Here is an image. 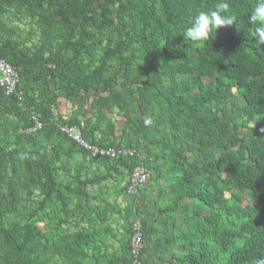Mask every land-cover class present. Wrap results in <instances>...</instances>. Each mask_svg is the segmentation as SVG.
<instances>
[{
    "label": "trees",
    "instance_id": "16d2710c",
    "mask_svg": "<svg viewBox=\"0 0 264 264\" xmlns=\"http://www.w3.org/2000/svg\"><path fill=\"white\" fill-rule=\"evenodd\" d=\"M220 2L0 0V58L17 71L22 92L19 101L0 89V124L9 120L12 131L19 130L9 136L2 129L0 136V264H83L95 232L49 237L23 209L39 188L40 208L54 197L60 223L71 216L72 198L87 199L80 189L86 181L78 175L75 187L58 179L74 155L103 166L104 173L88 178L96 182L112 171L128 178L140 164L169 202L157 207L166 217L161 242L134 205L145 186L139 195H127L126 181V237L119 253L97 254L94 264L129 261L136 218L146 243L141 264L161 263L172 249L169 264H256L264 258V46L249 34L256 27L250 19L256 0H227L236 22L205 43L184 35L200 11ZM11 19L27 20L28 31L15 32ZM62 102L74 108L66 120ZM32 112L42 127L28 132ZM113 114L129 130L115 144L107 138ZM80 123L84 141L133 149L139 157H90L59 131Z\"/></svg>",
    "mask_w": 264,
    "mask_h": 264
},
{
    "label": "rangeland",
    "instance_id": "374dc122",
    "mask_svg": "<svg viewBox=\"0 0 264 264\" xmlns=\"http://www.w3.org/2000/svg\"><path fill=\"white\" fill-rule=\"evenodd\" d=\"M7 24L14 29L15 32L24 35L30 25L27 20H10ZM203 82L208 84V79L204 78ZM62 113L66 117L72 116L74 108L68 103L62 102L60 104ZM9 117L7 119H11ZM80 118V116H78ZM110 122L113 125V132L108 140L112 143H119L122 139V135H125L129 130L127 125L116 114L111 115ZM102 127L105 125L102 124ZM14 122L1 123L0 124V136L1 130H8L9 136H13L14 133H18V129L14 132L12 129ZM99 136V135H97ZM13 138V137H12ZM57 139V138H56ZM50 145H46V149H49ZM142 156V154H141ZM64 161V160H62ZM65 168L59 171L58 179L63 183H69L71 187L77 186V182L73 179L74 175H78L79 181H86L84 186L80 189L87 195V199L78 196L73 197L70 203L71 216L64 219V223H60V219L63 218L61 206L59 201L54 197L51 198L47 204L43 207H39V201L42 197L39 195V188H36L33 194L28 195L24 202L25 217L28 214H33L30 218L32 223L43 232L46 236L54 237L58 233H74L78 230L81 231H93L97 234L96 243L92 245L87 251V257L83 260V264H94V257L99 256L109 257L119 253L121 241L126 237V229L130 219L125 217V210L131 204V198L124 194L123 186L127 181L126 175H120L117 171L111 172V176L107 179L96 182V179H88L96 177L104 173V168L98 162L90 161L87 157H81L74 155L65 162ZM87 180L94 181L92 184ZM160 182H156L153 175H150L148 182L145 185L141 200L137 201V206L143 213L141 218L147 222H150V226L157 232L155 235L159 237L163 242L165 234L163 233L162 220L166 217L159 216L157 214V207H163L167 205L168 199L166 196L159 197L158 191L161 189L158 185ZM169 190H166L168 194ZM186 201H183L181 205H186ZM175 221L179 218V215H171ZM171 219H169L170 221ZM162 234V236H161ZM160 235V236H159ZM146 245V243H144ZM175 249L168 250L162 255L163 262H159L156 259L149 262V264H169L167 259L174 253Z\"/></svg>",
    "mask_w": 264,
    "mask_h": 264
},
{
    "label": "built area",
    "instance_id": "2783aa9c",
    "mask_svg": "<svg viewBox=\"0 0 264 264\" xmlns=\"http://www.w3.org/2000/svg\"><path fill=\"white\" fill-rule=\"evenodd\" d=\"M18 74L17 71L8 64L4 59L0 58V89L3 90L4 95L14 96L17 100H22V92L18 90ZM33 126L28 129V132H34L42 127V123L37 119L35 114L31 113ZM62 119L66 120L67 117L62 113ZM82 123L79 125L64 124L59 126V131L65 134L75 143L79 144L82 148L89 152L90 157H104L110 160H115L120 157H139L138 153L133 149L128 148H102L92 145L83 140L81 134ZM148 174L142 165L135 166L128 176V185L125 187L127 195H139L140 190L146 185ZM144 248V240L142 236V226L138 218L134 219L131 224L130 240L128 245V259L127 263L123 264H141L140 254Z\"/></svg>",
    "mask_w": 264,
    "mask_h": 264
},
{
    "label": "clouds",
    "instance_id": "9594fccd",
    "mask_svg": "<svg viewBox=\"0 0 264 264\" xmlns=\"http://www.w3.org/2000/svg\"><path fill=\"white\" fill-rule=\"evenodd\" d=\"M229 7L227 0H222L215 9L200 11L186 28L185 37L191 42L205 43L219 28L233 25L236 17L229 13ZM250 13L251 22L256 27L249 34L254 38L256 45L264 46V0H256ZM256 264H264V258L258 259Z\"/></svg>",
    "mask_w": 264,
    "mask_h": 264
}]
</instances>
